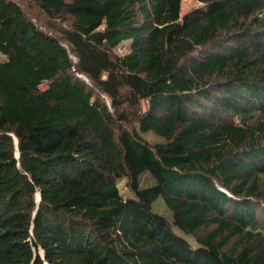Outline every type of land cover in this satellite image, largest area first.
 I'll use <instances>...</instances> for the list:
<instances>
[{
  "label": "trees",
  "instance_id": "1",
  "mask_svg": "<svg viewBox=\"0 0 264 264\" xmlns=\"http://www.w3.org/2000/svg\"><path fill=\"white\" fill-rule=\"evenodd\" d=\"M196 1L0 0V264H264V0Z\"/></svg>",
  "mask_w": 264,
  "mask_h": 264
},
{
  "label": "rangeland",
  "instance_id": "2",
  "mask_svg": "<svg viewBox=\"0 0 264 264\" xmlns=\"http://www.w3.org/2000/svg\"><path fill=\"white\" fill-rule=\"evenodd\" d=\"M197 7H203V5L201 3H199L198 1H196V0H181V9H180L181 15H183L186 11L191 10L193 8H197ZM127 48H128V42L127 41H123L116 48V50L119 53H124V52L127 51ZM117 184H118L120 193L124 197H127V196L131 195V192H130L129 188L126 185V179L125 178L119 179L117 181ZM156 207L162 213H166L167 212V210H165V208L163 207V205L161 203H158ZM154 209H155V211L157 210L156 208H154ZM165 215H167V214H165Z\"/></svg>",
  "mask_w": 264,
  "mask_h": 264
},
{
  "label": "water",
  "instance_id": "3",
  "mask_svg": "<svg viewBox=\"0 0 264 264\" xmlns=\"http://www.w3.org/2000/svg\"><path fill=\"white\" fill-rule=\"evenodd\" d=\"M16 155H18V151H16ZM39 199H40V194H39V193H37V195H36V201L38 202V201H39Z\"/></svg>",
  "mask_w": 264,
  "mask_h": 264
},
{
  "label": "built area",
  "instance_id": "4",
  "mask_svg": "<svg viewBox=\"0 0 264 264\" xmlns=\"http://www.w3.org/2000/svg\"><path fill=\"white\" fill-rule=\"evenodd\" d=\"M5 58V56L0 52V59Z\"/></svg>",
  "mask_w": 264,
  "mask_h": 264
}]
</instances>
